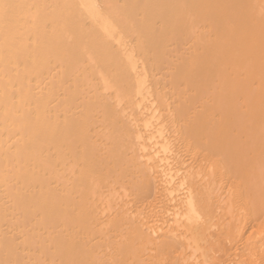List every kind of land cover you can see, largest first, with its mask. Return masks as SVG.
<instances>
[{
	"label": "bare ground",
	"instance_id": "obj_1",
	"mask_svg": "<svg viewBox=\"0 0 264 264\" xmlns=\"http://www.w3.org/2000/svg\"><path fill=\"white\" fill-rule=\"evenodd\" d=\"M0 264H264V0H0Z\"/></svg>",
	"mask_w": 264,
	"mask_h": 264
}]
</instances>
